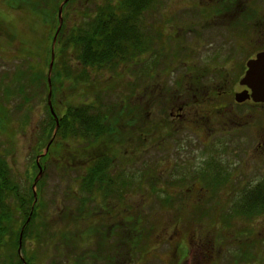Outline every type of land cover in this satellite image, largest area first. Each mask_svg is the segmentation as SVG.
<instances>
[{
	"label": "rangeland",
	"instance_id": "1",
	"mask_svg": "<svg viewBox=\"0 0 264 264\" xmlns=\"http://www.w3.org/2000/svg\"><path fill=\"white\" fill-rule=\"evenodd\" d=\"M228 1L229 14L213 22L210 13L221 6H211L210 0H155L142 18L141 33L150 42L144 54L116 72L88 71L91 95L68 89L77 104L96 102L94 93L99 90L104 104L117 106V110L130 106L135 111L123 116L136 123L119 125L124 137L110 144L94 148L75 135L66 142L57 139L52 148V141L45 144L38 157L39 138L47 137L44 128L49 121L44 97H32V103L24 105L20 96L9 100L10 123L0 132L1 151L20 187L35 184L34 177L37 184L44 180L36 192L38 223L56 237L61 232L69 236L68 246L61 248L55 239L42 248L37 264H75L76 259L80 264H200L196 244L211 257L207 264L237 263L241 251L248 264H264V230L253 214V208L264 209V192L258 196L263 200L254 206L243 197L244 191L255 190L261 182L264 188V105L235 102L246 62L264 42V0ZM93 7L76 4L68 19L70 28L85 21L83 8L86 12ZM0 24L16 40L11 43L0 31L2 93L8 76L17 69V62L7 54L22 45L29 26L22 14L8 9L5 0H0ZM211 88L224 94L216 103L226 106L224 114L214 116L208 109L212 110L211 104H204L203 111V105L194 102L193 96L202 97ZM187 99L199 113L195 123L187 115L178 120L183 114L179 108L188 104ZM153 123L163 128L170 124L174 134L157 143L156 134L153 138L150 134ZM142 136L148 138L145 144L140 141ZM45 155L48 159L41 164ZM38 158L43 172L39 169L36 174ZM97 158L110 159L107 171L110 184H117L114 189L106 185L88 188L92 186L85 177L93 163L89 159ZM158 177L164 179L161 185L155 181ZM121 178L137 181L131 190L126 189L124 209L113 196ZM180 181L186 182L184 186ZM153 185L159 192L151 191ZM167 197L172 200L165 206L162 201ZM195 206L217 214L211 215V221L203 217L199 222V215L193 213ZM128 209L132 210L129 218ZM139 214L145 218L140 229L149 232L152 228L149 243H143L146 252L122 236ZM31 246L26 243L28 249Z\"/></svg>",
	"mask_w": 264,
	"mask_h": 264
},
{
	"label": "trees",
	"instance_id": "2",
	"mask_svg": "<svg viewBox=\"0 0 264 264\" xmlns=\"http://www.w3.org/2000/svg\"><path fill=\"white\" fill-rule=\"evenodd\" d=\"M154 1L69 0L63 6L64 21L58 32L60 27L59 10L63 4L62 2H65L64 0H5L9 10L25 17L29 31H27L28 35L24 38L25 40L20 42L22 45L17 47L18 50L7 54L10 61L17 62V69L13 76H8L10 79H7L9 84L0 93V132L5 131L9 127L10 114L7 103L12 97L17 95L22 98L23 105L30 103L33 100L32 97H44L43 100L47 103L49 121H47L44 128L47 137L44 140L42 137L39 138L41 140L39 141L38 157H40V151L45 144L47 145L52 141V144H50V148H52L57 139L66 142L69 138L76 135L86 141L88 146L99 148L110 144L120 136L124 137L118 131V126L123 123L130 125L136 123V121L129 120L131 117L123 116L130 114V112L132 115L135 113L134 110L130 109V106L117 110V106L104 104L101 101V92L99 90L94 93L97 96L96 102L91 104L80 102L77 104L70 97L71 94L68 93V89H72L74 94L81 90L82 94L86 91L91 95L93 92L88 83L91 76L89 75L90 71L116 72L123 65L144 54L150 42L149 38L141 33L144 29L142 18L155 4ZM76 4L82 7L92 4L94 9H88L84 12L86 8H83L81 14L84 15L85 21H83L82 25L76 24L70 28L68 19ZM218 12L220 13L218 10L215 13L218 14ZM211 15L212 13H210ZM0 31L3 35H8V38L12 40L11 43L16 41L15 36L5 32L1 24ZM57 34V40L54 45V38ZM28 38H31V42L26 41ZM53 52L55 60L51 83H49V70ZM1 91L2 89L0 88ZM50 94L55 115H53L49 105ZM209 95L215 98V108L212 110L208 109L214 116L221 113L224 114L226 106H217L216 104L220 100L218 91L211 88ZM195 103L202 104L203 109L201 110L203 111L206 110L204 104H209V102L203 101V97H200L199 102ZM165 127L163 128L162 125L153 123L150 133L151 138L156 134V142H163L166 135L169 133L170 135L174 134L173 130L169 131V129H172L170 124ZM144 133L143 131L142 134ZM147 139L144 140L142 136L140 141L145 144L148 141ZM47 156L45 155V157L41 158V164L48 159ZM96 160L89 159L93 163L90 164L89 170L86 172L85 179L88 185L92 186L88 188L93 189L95 185H106L114 189L117 184H113V182L110 184L111 180L107 171L110 166V159L97 158ZM34 169L37 174L39 172L37 162L34 163ZM43 181L36 185V189H34V183H31L27 189L20 187L16 182L7 158L3 155L0 148V264H37L36 256L44 251L42 248H48L50 242L55 239L58 240L61 248L63 245L68 246L67 237L69 236H65L61 232L59 237H56L49 228L38 223L41 216L38 210L40 207L38 206V199L35 202L34 192H38ZM155 181L161 185L164 179L158 177ZM33 182H35V177ZM83 182L85 183V181ZM196 182L194 181L193 183ZM136 183L137 181L130 178H128V181L125 178H121L116 193L113 192V196L120 202L121 209H124L128 202L125 196L127 194L126 189L131 190ZM180 183H182L180 184L181 186H184L186 182L180 181ZM121 186L124 188L121 189ZM157 189L160 188L155 185L151 187V191L154 193L159 192ZM251 198H248L250 201L252 200L250 205L254 206L258 199L253 196ZM171 200L172 198L167 197L162 202L167 206ZM259 201L261 202L262 199H259ZM203 209L201 206L193 208V213L197 217L199 215L197 219L199 222L203 221V217H207L211 221V215L217 214V212H204ZM128 210L127 216L129 218L132 215L130 213L132 210ZM227 215L231 216L233 213ZM135 221V226H131L132 228L126 231L127 234L122 236L131 238V243L137 249L140 247L146 252L147 245L145 246L143 243H149L152 228L149 232L146 231L147 233L144 229H140L145 222V218L140 214L136 216ZM41 226L43 228L40 230ZM119 230L121 229L119 228ZM98 234L102 239V231L98 232ZM20 242L23 245L21 252L23 257L19 252ZM27 242L32 245L29 249L26 247ZM101 252L103 253L102 248ZM74 263L80 264L79 259L74 260Z\"/></svg>",
	"mask_w": 264,
	"mask_h": 264
},
{
	"label": "flooded vegetation",
	"instance_id": "3",
	"mask_svg": "<svg viewBox=\"0 0 264 264\" xmlns=\"http://www.w3.org/2000/svg\"><path fill=\"white\" fill-rule=\"evenodd\" d=\"M210 2H211V6L213 5V7H215V6H217V7H219V6H221V9L219 10L220 11V13L219 14H216L215 12L210 16V19L211 20H213V22H215L216 20H218L219 18H225L228 14H229V9H228V4L230 3L228 0H210ZM224 7V9H222ZM214 9V8H213ZM221 16H223V17H221ZM238 26V25H237ZM264 35V32L262 31L261 32V36H263ZM264 51V42L261 44V48L256 52H254V55H253V57H251V58H249V60H251V59H254L255 58V56L258 54V53H260V52H263ZM218 57V56H217ZM248 60V61H249ZM247 61V62H248ZM247 62H246V65H245V70H244V74H243V76L245 75V73H246V71H247ZM242 76V77H243ZM240 83H241V80H240ZM239 86H240V89H239V92H241V91H244L245 89H246V87H242L241 86V84H239ZM238 93V92H237ZM202 97H203V101L204 102H209V104H211V107H212V109H214L215 107H214V103H215V98H214V96H212V95H209V93H207V94H203L202 95ZM219 99H221V98H224L225 96H224V94L222 93H220L219 94ZM193 99H194V102H199V99H200V96L198 97L197 95H195V96H193L192 97ZM189 102V100L187 99L186 100V103H188ZM245 104H249V105H252V106H254V107H261V106H263L262 104H256V103H254L252 100H249V101H247V102H245V103H243V104H239V105H245ZM184 107H182V106H180V108H179V111L180 112H182L183 114L182 115H178V120L180 121V120H182V118H183V116H185V115H187V118H189L190 120L193 118H195L194 119V123H195V121L197 120V118H199V113L198 112H194L193 111V106L190 104V103H188V104H186V105H183ZM225 107V106H224ZM186 109H189V110H186ZM185 110V111H184ZM201 114V113H200ZM171 117L172 118H174L175 119V121L177 122L178 120L175 118L176 117V115L172 112L171 113ZM203 117V116H202ZM186 118V119H187ZM188 120V119H187ZM190 122V121H189ZM182 123H184V122H182ZM210 124V123H209ZM205 126V125H204ZM208 129H210V131H211V126L209 125V128ZM259 145H261L262 146V143H260ZM192 170H190L191 172H194L193 170H195V169H193V168H191ZM263 192H264V188L262 187V182L260 183V184H258V186H256V188H255V190H252V191H244L243 193L245 194V195H243V197H245V198H249L250 196H253V197H255V196H257L256 198L257 199H262V198H260V197H258V196H261V195H263ZM251 198V197H250ZM263 200V199H262ZM253 209H255V212H253V214H255V215H257V217H258V227L259 228H262L263 230H264V218H261V216H262V214H264V209H259V208H253ZM232 213V212H231ZM240 215V214H239ZM242 215V214H241ZM240 215V216H241ZM256 217V218H257ZM255 218V219H256ZM243 220H244V218H243ZM194 249H196L197 250V255H198V262L200 263V264H207L208 263V260L209 259H211V257L210 256H208L207 254H206V251H202V245H199V244H196V246L194 247ZM242 252V254L239 256V261L237 262V263H234V261L233 260H231L232 262H230V264H248V261L246 260V259H244V254H243V251H241ZM209 253H210V251H209Z\"/></svg>",
	"mask_w": 264,
	"mask_h": 264
},
{
	"label": "water",
	"instance_id": "4",
	"mask_svg": "<svg viewBox=\"0 0 264 264\" xmlns=\"http://www.w3.org/2000/svg\"><path fill=\"white\" fill-rule=\"evenodd\" d=\"M69 0H66L64 2L67 3ZM60 7L59 10V20H60V27L58 32L60 31L62 25H63V19H62V13H63V6ZM58 34L54 38V45L56 43ZM55 60V54L53 52L52 55V62L50 64V70H49V83H51V73L54 65ZM241 86L246 87L244 91L238 92L235 95V102L237 104H243L249 100H252L256 104H263L264 105V51L258 53L254 59H251L247 62V71L245 73V76L241 80ZM51 94L49 96V105L51 107ZM52 108V107H51ZM52 110V109H51ZM53 115L55 113L52 110ZM37 165L39 169L41 170V173L43 172L41 165L39 163V158L37 160ZM38 180L35 181L34 187H36ZM35 202L37 201V194L34 192ZM22 238V236H21ZM21 242H20V249L19 252L21 253Z\"/></svg>",
	"mask_w": 264,
	"mask_h": 264
}]
</instances>
